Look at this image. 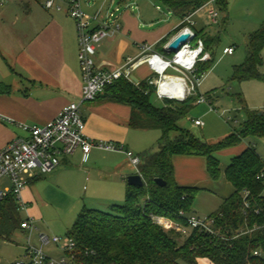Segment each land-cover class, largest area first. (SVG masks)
I'll use <instances>...</instances> for the list:
<instances>
[{
  "label": "trees",
  "instance_id": "trees-1",
  "mask_svg": "<svg viewBox=\"0 0 264 264\" xmlns=\"http://www.w3.org/2000/svg\"><path fill=\"white\" fill-rule=\"evenodd\" d=\"M211 0H164L168 8L183 18L196 12ZM221 11L223 0H216ZM177 28L161 44L167 42ZM204 39L210 50L213 39ZM264 24L248 38L247 58L234 67L233 79L238 82L260 81L264 84ZM211 62L201 63L199 72H207ZM154 87L145 80L135 84L122 78L105 89L104 95L131 108L129 125L142 131L159 130L161 138L156 152L147 151L141 157L138 173L145 185L133 187L126 182V197L122 204L110 206L104 212L84 207L78 214L69 235L78 246L79 264H199L202 259L212 264H264V160L250 146L232 158L225 171L234 193L225 199L216 217L218 235L194 230L182 243L179 234L165 232L155 225L152 215L180 220L179 212H192L200 189L179 186L175 180L174 156H203L213 180L221 175L218 152L240 145L247 137L264 138V112H251L241 131L217 143L195 138L180 122L194 108L191 99L168 101L159 107L152 103ZM166 182L159 187L155 179ZM248 204V207H246ZM22 218L12 194L0 201V239L11 240L20 228ZM185 225L187 223L183 221Z\"/></svg>",
  "mask_w": 264,
  "mask_h": 264
},
{
  "label": "crops",
  "instance_id": "crops-1",
  "mask_svg": "<svg viewBox=\"0 0 264 264\" xmlns=\"http://www.w3.org/2000/svg\"><path fill=\"white\" fill-rule=\"evenodd\" d=\"M21 1L27 11L20 25V18L15 23H11L9 19L10 12L14 11V4L4 8L9 1L0 9V117H7L29 126H43L53 120L63 107L77 102L86 123L85 134L94 142L122 146L129 136L136 134L135 132H160L161 138L159 130L142 131L131 128V108L108 99L104 94L95 103L83 102V80L74 20L65 11L47 10L44 7L46 0ZM107 1L84 0L83 3L81 0L83 10L89 15L106 17L113 13L119 17L118 22L122 26L117 37L106 40L99 46L95 57L98 69L108 71L121 67L127 58L139 56L140 45H152L156 52L165 53L159 46L163 39L180 27L182 18L173 13L164 0L160 1L164 3L166 12L160 15L157 12L163 11L161 6L155 4L154 9L152 5L157 3V0H138L136 3L115 0L113 3L117 7L110 11L105 10ZM199 12L195 13L193 19ZM195 31L200 33L196 29ZM148 75L146 66H142L134 74L139 82L145 80ZM26 136L27 133L18 124L0 119V153L13 139ZM249 147L242 142L230 155L234 158ZM77 152L80 153L79 158L84 165L88 161L97 163V156L100 155L98 152H104V160L110 170L100 172V177L110 179L120 175L124 182L127 180L122 169L127 156L124 153L93 149L83 162L82 151L79 149L75 153ZM221 152L225 154V150ZM74 154L63 157L57 170L61 166L70 165V158ZM218 154L219 152L216 154L217 158ZM116 156H121V159L118 157V160L112 162ZM173 165L175 180L179 186L200 189L196 198L201 194L212 196L214 201H210L209 209L204 213L206 216L216 213L223 201L235 191L225 177L227 164L220 165L221 181L210 177L206 158L203 156H174ZM37 175L39 173L30 180L28 187L34 184ZM0 186L9 187V178H2ZM27 188L23 192L25 202ZM195 201L199 208L200 200Z\"/></svg>",
  "mask_w": 264,
  "mask_h": 264
},
{
  "label": "built area",
  "instance_id": "built-area-1",
  "mask_svg": "<svg viewBox=\"0 0 264 264\" xmlns=\"http://www.w3.org/2000/svg\"><path fill=\"white\" fill-rule=\"evenodd\" d=\"M11 0H0L4 6ZM136 3L138 0H127ZM216 0H211L202 8L182 18L179 30L167 42L163 43L164 54L154 50L152 45H140V54L136 58H127L121 67L114 70L98 69L95 57L99 46L106 40L115 38L121 33L122 26L119 17L113 13L101 17L89 15L81 4V0H46L44 7L47 10L64 11L74 20L78 38V60L83 80L82 100L92 102L104 94L105 89L122 78L129 80L142 66H146L149 75L145 81L154 87V96L165 103L174 101V92L181 91L179 102L193 100L195 106L207 105L212 110L213 99L202 93L201 86L207 72H199L201 63L211 62L213 56L206 49L205 41L195 31L193 16L202 9H207L208 20L213 25L219 23V10L211 7ZM182 34H189L188 39L180 48L171 49V43ZM233 48H226L224 54L232 55ZM8 123L18 124L26 133V137H18L8 143L0 153V180L9 178L10 186L1 188L0 201L12 194L16 200L18 212L26 213L28 217L22 219L20 230L27 235L28 244L25 246L21 260L11 264H79L76 258L78 246L74 238L67 235L64 238L49 237L40 234V247L33 246L32 237L36 231L33 218L29 217V205L23 199V192L36 173L48 175L55 172L61 165V157L71 156L77 150L83 154V162L93 149L118 152L123 148L120 145L106 142H94L85 134L86 123L81 115L80 104L72 102L62 108L59 114L43 126H29L17 123L13 119L0 117ZM195 126L203 127L204 123L195 120ZM131 164L138 170L141 158L132 152H126ZM264 177V175H262ZM248 207V204H246ZM180 220L164 216L152 215L153 223L165 232L188 237L194 230L199 233L216 236V217L210 215L200 218L185 211L179 212ZM185 221L187 225L183 223ZM54 245L60 249L62 255L55 257L45 252V247Z\"/></svg>",
  "mask_w": 264,
  "mask_h": 264
},
{
  "label": "rangeland",
  "instance_id": "rangeland-1",
  "mask_svg": "<svg viewBox=\"0 0 264 264\" xmlns=\"http://www.w3.org/2000/svg\"><path fill=\"white\" fill-rule=\"evenodd\" d=\"M114 1L108 0L105 10L115 9L117 6L115 7ZM223 1L226 4L225 11L220 10L217 2L211 6L219 10L218 25H213L208 20L207 9L201 10L193 19L197 22L195 29L203 33L204 37L213 39L209 51L214 60L201 86L202 93L213 99L212 110L207 105L195 106L191 100L194 108L180 122V126L188 130L195 138L211 144L220 142L229 135L241 131L249 113L264 112V84L256 80L238 82L233 79L234 67L243 64L247 58L249 36L258 32L264 24V0ZM82 2L84 3V0ZM12 4L15 6L13 7L14 11L9 14L10 22H18L20 18L18 22L20 25L26 15L27 8L21 0H11L4 8L7 9ZM155 4L163 9L162 12H157L159 15L166 12L163 2L157 0V3H152L154 9ZM0 9H2L1 6ZM159 48L163 49V44ZM226 48H233L234 53L232 55L224 54ZM262 57L264 60V50ZM95 101L88 103H95ZM151 101L159 107L165 103L158 100L156 96H152ZM195 120L202 121L204 126H195L193 123ZM135 133L124 141L123 152L118 151L119 153L122 152L126 155V152H132L134 156L140 157L147 151L156 152L158 150L160 132ZM243 142L255 147L264 160V138L251 136L245 138ZM236 147L238 146L226 149L224 155L221 154L223 152H219L220 165L229 164L232 158L230 152ZM98 153L100 155L97 156V163L88 161L84 165L79 158L80 153L77 152L70 158V165L61 166L52 174L37 175L34 184L27 188L29 217L33 218L36 227L32 237L33 246L40 247L38 240L40 234H46L49 237H66L84 207L107 212L110 206L124 202L127 180L124 182L120 175L110 179L100 177L99 173L109 171L110 167L104 160V152ZM118 157L121 159V156H116L112 162L118 160ZM62 159L63 157H61ZM125 159L122 167L125 172L124 176L127 178L137 174V169L127 156ZM221 179L222 173L217 181H221ZM196 199L200 200V206L197 208L195 204L197 201H195L191 213L204 218L210 201L214 200L209 194H201ZM20 216L22 219L28 217L26 213H22ZM19 230L9 241L0 239V264H11L23 258L28 240L27 235ZM185 238L180 235V243ZM44 250L55 257L62 255L60 249L54 245H49ZM199 264L212 263L202 259Z\"/></svg>",
  "mask_w": 264,
  "mask_h": 264
},
{
  "label": "water",
  "instance_id": "water-1",
  "mask_svg": "<svg viewBox=\"0 0 264 264\" xmlns=\"http://www.w3.org/2000/svg\"><path fill=\"white\" fill-rule=\"evenodd\" d=\"M189 37V34H182L180 35L176 40H174L171 45L170 48L171 49H179L181 44L184 43ZM131 81L134 82L135 84L139 83V80L132 75L130 77ZM181 91H175L174 94V101L179 102L180 98H182V95L180 94ZM155 183L159 186V187H165L166 186V182L163 179L157 178L155 179ZM127 184L133 187H143L145 185V182L142 178V176L137 173L135 175H131L129 177H127Z\"/></svg>",
  "mask_w": 264,
  "mask_h": 264
}]
</instances>
